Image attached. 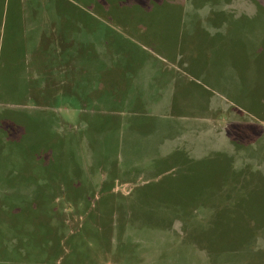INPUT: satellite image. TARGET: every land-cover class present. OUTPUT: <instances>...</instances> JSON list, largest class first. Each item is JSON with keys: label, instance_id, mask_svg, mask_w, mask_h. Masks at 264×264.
<instances>
[{"label": "rangeland", "instance_id": "rangeland-1", "mask_svg": "<svg viewBox=\"0 0 264 264\" xmlns=\"http://www.w3.org/2000/svg\"><path fill=\"white\" fill-rule=\"evenodd\" d=\"M0 264H264V0H0Z\"/></svg>", "mask_w": 264, "mask_h": 264}]
</instances>
